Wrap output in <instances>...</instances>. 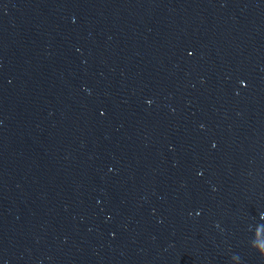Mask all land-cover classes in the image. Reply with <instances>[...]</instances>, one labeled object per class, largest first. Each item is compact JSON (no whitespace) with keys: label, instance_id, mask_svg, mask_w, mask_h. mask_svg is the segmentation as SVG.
Masks as SVG:
<instances>
[{"label":"water","instance_id":"95a60500","mask_svg":"<svg viewBox=\"0 0 264 264\" xmlns=\"http://www.w3.org/2000/svg\"><path fill=\"white\" fill-rule=\"evenodd\" d=\"M0 264H85L24 210L0 194Z\"/></svg>","mask_w":264,"mask_h":264}]
</instances>
